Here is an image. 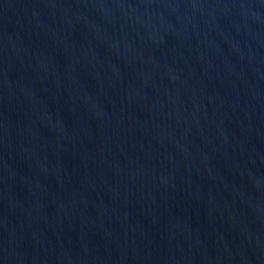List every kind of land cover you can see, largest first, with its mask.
Here are the masks:
<instances>
[{
  "label": "water",
  "instance_id": "water-1",
  "mask_svg": "<svg viewBox=\"0 0 264 264\" xmlns=\"http://www.w3.org/2000/svg\"><path fill=\"white\" fill-rule=\"evenodd\" d=\"M0 264H264V0H0Z\"/></svg>",
  "mask_w": 264,
  "mask_h": 264
}]
</instances>
